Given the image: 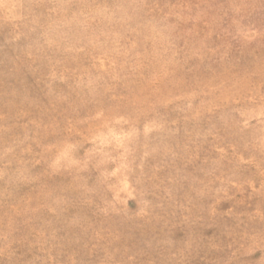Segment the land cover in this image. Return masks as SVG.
Returning <instances> with one entry per match:
<instances>
[{
	"label": "rangeland",
	"instance_id": "rangeland-1",
	"mask_svg": "<svg viewBox=\"0 0 264 264\" xmlns=\"http://www.w3.org/2000/svg\"><path fill=\"white\" fill-rule=\"evenodd\" d=\"M0 264H264V0H0Z\"/></svg>",
	"mask_w": 264,
	"mask_h": 264
}]
</instances>
